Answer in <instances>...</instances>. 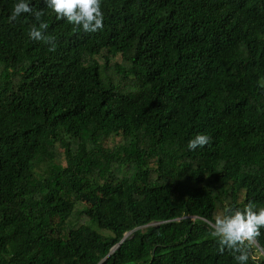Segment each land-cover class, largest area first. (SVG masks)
I'll list each match as a JSON object with an SVG mask.
<instances>
[{
    "label": "trees",
    "instance_id": "1",
    "mask_svg": "<svg viewBox=\"0 0 264 264\" xmlns=\"http://www.w3.org/2000/svg\"><path fill=\"white\" fill-rule=\"evenodd\" d=\"M14 2L0 264H237L210 224L264 208V0H101L95 32L32 0L52 44L29 38L31 13L9 20ZM248 252L264 264V228Z\"/></svg>",
    "mask_w": 264,
    "mask_h": 264
},
{
    "label": "clouds",
    "instance_id": "2",
    "mask_svg": "<svg viewBox=\"0 0 264 264\" xmlns=\"http://www.w3.org/2000/svg\"><path fill=\"white\" fill-rule=\"evenodd\" d=\"M44 3L56 14L57 20H67L84 32H95L103 27L101 0H44ZM25 13H31L38 22V25L33 24L29 28V38L52 44L54 37L44 32L48 24L41 20L42 10L34 9L32 0H15L8 18L15 21ZM209 141L210 137L206 133H197L188 140L187 148L195 150ZM210 228L211 235L217 238L219 251L231 250L237 264H246L249 259L248 248L254 238L260 235V229L264 228V208H256L249 201L242 209L236 208L216 216Z\"/></svg>",
    "mask_w": 264,
    "mask_h": 264
},
{
    "label": "water",
    "instance_id": "3",
    "mask_svg": "<svg viewBox=\"0 0 264 264\" xmlns=\"http://www.w3.org/2000/svg\"><path fill=\"white\" fill-rule=\"evenodd\" d=\"M128 235H129V234H126L125 238H126ZM125 238L121 241V243L125 240ZM121 243H120V244H121ZM120 244H119V245H120ZM119 245H118V246H119Z\"/></svg>",
    "mask_w": 264,
    "mask_h": 264
}]
</instances>
